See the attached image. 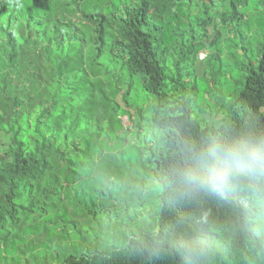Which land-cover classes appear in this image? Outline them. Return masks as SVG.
<instances>
[{
  "label": "trees",
  "instance_id": "obj_1",
  "mask_svg": "<svg viewBox=\"0 0 264 264\" xmlns=\"http://www.w3.org/2000/svg\"><path fill=\"white\" fill-rule=\"evenodd\" d=\"M131 1L115 8L107 0L86 1L80 12L77 2L34 0L21 11L27 1L0 0V238L12 235L8 227L21 228L20 216L29 206L18 201L47 190L43 194L52 202L77 172L96 171L95 154L101 151L107 156L105 171L122 176L123 183L129 172L137 191L143 189L135 172L160 183L157 224L132 231L122 223L119 239L108 231L93 249L70 250L56 264H264V244L251 243L238 192L231 202H221L182 191L172 179L189 145L264 132V0H218L220 8L216 0ZM70 7L81 13V21L60 17L59 9ZM185 33H192L188 43L178 41ZM223 41L242 71L241 88L229 114L209 123L194 113L190 94L196 89L181 62L197 61L203 49L222 48ZM247 44L252 56L244 65L239 56L250 50ZM172 52L181 56L171 64ZM139 86L156 100L141 97L142 106L133 101ZM125 105L137 111L135 133L142 146L129 139L96 145L74 137V113L85 108L92 117L100 113L107 119L117 137L131 133L122 121L131 114ZM116 124L123 130L117 133ZM206 214L208 224L202 222ZM194 238L210 241L206 255L187 256L184 245Z\"/></svg>",
  "mask_w": 264,
  "mask_h": 264
},
{
  "label": "rangeland",
  "instance_id": "obj_2",
  "mask_svg": "<svg viewBox=\"0 0 264 264\" xmlns=\"http://www.w3.org/2000/svg\"><path fill=\"white\" fill-rule=\"evenodd\" d=\"M25 1L27 2L23 4L21 11L29 10L28 6L34 0ZM47 1L66 2L72 6H75L77 2V0H35L40 5ZM86 1L91 0L77 2L80 12L85 11ZM107 1L115 8L123 6L128 0ZM216 1L219 5L215 8H220V3ZM131 3H136V0ZM40 11L44 12L41 7ZM80 12L75 11L73 7L59 9L62 19L72 17L81 21ZM196 31L199 40L202 37V30L197 28ZM185 34L178 41L181 42L183 39L188 43L192 33ZM210 34L212 33L209 32L208 35ZM224 34L225 37L229 36L226 31ZM210 39L206 37L207 44ZM222 43V48L203 49L201 52L207 54L205 59L199 57L197 61L193 58L187 62H181L184 75L190 79V86L196 89L190 94V98L193 99L194 113L196 117L201 116L209 123H218L229 114L230 102L241 88L239 81L242 71L236 63L234 51L228 49L227 42ZM250 45L246 46L250 49L247 54L244 49L240 51L241 64L246 65L249 62L248 57L252 56ZM180 56L178 52H172L169 57L170 63L178 62ZM131 96L133 101L140 103V106L143 104L141 97L146 98L147 103L156 100L155 94L147 91L143 86L136 87ZM118 99L124 105L121 97ZM126 107L131 114L123 116L122 121L124 127L132 131L131 133L117 137L107 119L100 113L92 117L89 110L85 108L83 111L74 113L78 126V130L74 131V137L80 138L83 143L90 141L96 145H106L110 138L122 145L125 139H129L132 145L142 146L143 144L140 143L135 133L138 121L137 111L133 107ZM147 112L146 119L152 115L151 112ZM115 129L117 133L118 130H123L119 124L115 125ZM95 162V172H77L70 187L64 188L61 196L59 194L52 196V202L43 194L47 190H43L41 194L37 192L38 190L33 191L18 201L29 208L23 209L24 212L20 216L21 228L8 227L7 229L13 232L12 235L9 237L3 235V238H0V264H56L64 260L71 251L93 249L102 241L99 237L108 231L113 238L119 239L122 236L119 233L122 223L127 224L128 230L132 231L155 228L161 205L162 186L160 183L154 182L143 172H135V176H137L136 173L138 174L139 183L143 189L137 191L138 181L135 176V179L131 178L129 172H125L127 180L123 183L122 176L105 171L108 163L107 156L101 151L95 154ZM111 195L121 197L113 200ZM8 224L11 225L10 219ZM122 230L124 229L121 228L120 232ZM111 243L118 245L119 241L113 240ZM64 247L67 250L70 249L65 251L62 249Z\"/></svg>",
  "mask_w": 264,
  "mask_h": 264
},
{
  "label": "clouds",
  "instance_id": "obj_3",
  "mask_svg": "<svg viewBox=\"0 0 264 264\" xmlns=\"http://www.w3.org/2000/svg\"><path fill=\"white\" fill-rule=\"evenodd\" d=\"M182 191L203 193L231 202L234 193L243 199L244 222L253 246L264 244V132L252 130L240 138L216 137L202 145H189L188 157L173 174ZM202 222L208 224L207 214ZM215 231L214 226H209ZM189 258L209 251L210 241L194 238L185 243Z\"/></svg>",
  "mask_w": 264,
  "mask_h": 264
},
{
  "label": "built area",
  "instance_id": "obj_4",
  "mask_svg": "<svg viewBox=\"0 0 264 264\" xmlns=\"http://www.w3.org/2000/svg\"><path fill=\"white\" fill-rule=\"evenodd\" d=\"M201 59H205L207 57V54L205 52L200 53Z\"/></svg>",
  "mask_w": 264,
  "mask_h": 264
}]
</instances>
